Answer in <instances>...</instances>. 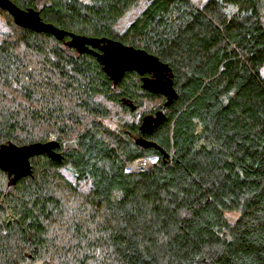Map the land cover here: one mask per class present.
<instances>
[{"label": "trees", "instance_id": "1", "mask_svg": "<svg viewBox=\"0 0 264 264\" xmlns=\"http://www.w3.org/2000/svg\"><path fill=\"white\" fill-rule=\"evenodd\" d=\"M140 1L13 0L159 57L169 105L138 72L114 84L93 54L0 7V145L55 134L63 155L32 157L13 185L0 170V264H264V0H146L124 25ZM109 104L132 117L106 125Z\"/></svg>", "mask_w": 264, "mask_h": 264}, {"label": "water", "instance_id": "2", "mask_svg": "<svg viewBox=\"0 0 264 264\" xmlns=\"http://www.w3.org/2000/svg\"><path fill=\"white\" fill-rule=\"evenodd\" d=\"M0 7L13 16L17 25L37 32L52 33L77 52L93 54L114 84L119 83L127 71L134 70L142 76L144 89L167 98L165 105H169L177 98L171 67L147 50L109 37H91L61 29L44 21L39 10L34 7L22 8L13 0H0ZM66 36H69V39H66ZM152 118L153 116H146L143 125L146 126L145 123L150 122ZM164 118V112L157 111L153 119L154 127ZM154 127H149L147 130L145 128L144 132H150ZM138 142L142 143V140L139 139ZM59 145L57 140L22 145L12 141L3 143L0 145V170L7 172L9 185H13L22 177L33 173L32 157L46 154L55 161H61L63 155L56 150ZM139 170L147 169L140 168L133 171Z\"/></svg>", "mask_w": 264, "mask_h": 264}, {"label": "rangeland", "instance_id": "3", "mask_svg": "<svg viewBox=\"0 0 264 264\" xmlns=\"http://www.w3.org/2000/svg\"><path fill=\"white\" fill-rule=\"evenodd\" d=\"M194 1L196 3H202L204 0H194ZM145 3H146V0H141L137 6H135L134 8H131L130 11L125 16V18L123 19L122 23L124 25H127L142 10ZM8 23H9L8 18L4 14H0V40L3 38L4 33L8 31ZM261 74L264 78V66L261 69ZM146 104L149 105L151 103L147 101ZM109 107H110L111 112L109 114V117L104 119V123L110 127H115L118 124V117L122 115L126 116L127 118L132 117V114L129 111L122 109L117 104H109ZM145 107L146 106L138 109L136 111L137 114H140V112H143V111L145 112L146 110H148L147 108L145 109ZM54 136L56 135L51 134L50 139L53 138ZM231 215L236 216V213H232Z\"/></svg>", "mask_w": 264, "mask_h": 264}, {"label": "built area", "instance_id": "4", "mask_svg": "<svg viewBox=\"0 0 264 264\" xmlns=\"http://www.w3.org/2000/svg\"><path fill=\"white\" fill-rule=\"evenodd\" d=\"M51 140H57V137L54 136L53 138H51ZM149 158H154L155 159L154 163L150 167H152L153 165L158 164V159H157L156 155L145 157V158H142L140 160H145V159H149ZM140 160H137V161H134L133 163H131L129 165V167L127 168V172H132L133 170H137V169H134L133 167L136 166ZM149 168H146V169H149Z\"/></svg>", "mask_w": 264, "mask_h": 264}, {"label": "bare ground", "instance_id": "5", "mask_svg": "<svg viewBox=\"0 0 264 264\" xmlns=\"http://www.w3.org/2000/svg\"><path fill=\"white\" fill-rule=\"evenodd\" d=\"M155 159L149 158L145 160H140L136 166H134V169H140V168H149L153 163Z\"/></svg>", "mask_w": 264, "mask_h": 264}, {"label": "flooded vegetation", "instance_id": "6", "mask_svg": "<svg viewBox=\"0 0 264 264\" xmlns=\"http://www.w3.org/2000/svg\"><path fill=\"white\" fill-rule=\"evenodd\" d=\"M155 115H156V114H153V113H151V112H148V113H147V116H153V118L151 119L150 122L146 123V130H147L149 127H152V126L154 127L155 122H154L153 119H154ZM154 128H155V127H154ZM154 128H153V129H154ZM150 132H151V131H150Z\"/></svg>", "mask_w": 264, "mask_h": 264}]
</instances>
